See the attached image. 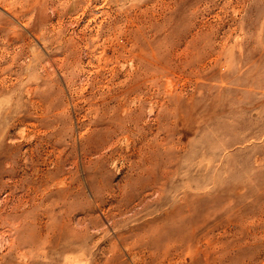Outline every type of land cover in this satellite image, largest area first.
I'll return each mask as SVG.
<instances>
[{"label": "rangeland", "instance_id": "obj_1", "mask_svg": "<svg viewBox=\"0 0 264 264\" xmlns=\"http://www.w3.org/2000/svg\"><path fill=\"white\" fill-rule=\"evenodd\" d=\"M0 264H264V0H0Z\"/></svg>", "mask_w": 264, "mask_h": 264}]
</instances>
